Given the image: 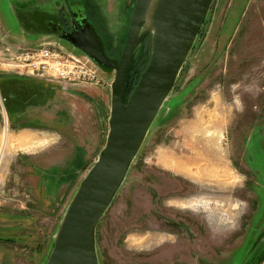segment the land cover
Wrapping results in <instances>:
<instances>
[{"label": "rangeland", "instance_id": "1", "mask_svg": "<svg viewBox=\"0 0 264 264\" xmlns=\"http://www.w3.org/2000/svg\"><path fill=\"white\" fill-rule=\"evenodd\" d=\"M134 1H71L86 7L113 61ZM43 9L66 16L63 0H0V53L46 44L80 53L47 34ZM150 53L148 36L136 64ZM114 73L102 67L106 81L93 86L0 67V264L45 262L69 201L104 146ZM262 240L264 0H213L97 224V257L99 264H264Z\"/></svg>", "mask_w": 264, "mask_h": 264}, {"label": "water", "instance_id": "2", "mask_svg": "<svg viewBox=\"0 0 264 264\" xmlns=\"http://www.w3.org/2000/svg\"><path fill=\"white\" fill-rule=\"evenodd\" d=\"M213 0H135L127 37L117 61L109 59L89 23L74 22L66 38L101 71H115L110 82L108 132L98 157L69 201L43 264H99L96 228L121 186L160 107L193 46ZM151 36L145 70L127 101L135 52ZM104 73V72H102Z\"/></svg>", "mask_w": 264, "mask_h": 264}, {"label": "built area", "instance_id": "3", "mask_svg": "<svg viewBox=\"0 0 264 264\" xmlns=\"http://www.w3.org/2000/svg\"><path fill=\"white\" fill-rule=\"evenodd\" d=\"M0 67L66 84L101 86L106 81L86 55L68 51L60 45L46 44L16 52L4 46L0 53Z\"/></svg>", "mask_w": 264, "mask_h": 264}, {"label": "flooded vegetation", "instance_id": "4", "mask_svg": "<svg viewBox=\"0 0 264 264\" xmlns=\"http://www.w3.org/2000/svg\"><path fill=\"white\" fill-rule=\"evenodd\" d=\"M67 1H68V4H69V6H70V8L72 10V13L74 15V18H75L77 24L81 23L82 20L84 19L85 22L89 23L90 29H91L93 35L96 37V35L94 34V32H93V30L91 28V24H90V22L88 20V17L86 15V12H85L86 11V7H83L80 4H78V5L72 4V2H71L72 0H67ZM81 3L83 4V2H81ZM63 6L65 8V14H66V16H64V19L61 18V16L59 15V12H54L53 16H50L52 11L46 10V9H43V11H42L43 14H41L42 15L41 18L42 17H46L48 19V20L45 21V27L48 28V30H52L51 32L50 31L47 32L48 35L56 36V38L59 41L65 42V43L73 46L64 37H66L67 35H69V34H71L73 32V30L75 28V25H74V22L71 19L70 15L68 14L67 7H66V4H65L64 0H63ZM41 18H40V20H42ZM39 22L40 21H37V23H39ZM43 32H45V31L43 30ZM41 34H46V33H41ZM73 48H75V47L73 46ZM75 49H77V48H75ZM79 52L80 53H78V54L84 55L81 51H79ZM104 53L106 55V51L105 50H104ZM261 245L262 246L264 245V241L263 240H262V244ZM254 255H255V253L252 254L250 256V258L252 259L253 257H255ZM249 263H251V262L249 261Z\"/></svg>", "mask_w": 264, "mask_h": 264}, {"label": "trees", "instance_id": "5", "mask_svg": "<svg viewBox=\"0 0 264 264\" xmlns=\"http://www.w3.org/2000/svg\"><path fill=\"white\" fill-rule=\"evenodd\" d=\"M135 58H136V56H135ZM147 62L145 64L139 65L138 63L136 64V61H135V64H134V67H133V74H132V77H131L130 82H129V87H128V90H127V93H126V96H125V101H127V99L129 98L130 94L132 93V91L134 90L135 86L137 85L142 72L145 70V67L147 66ZM0 93H1V91H0ZM1 96H2V93H1ZM3 102H4V100H3Z\"/></svg>", "mask_w": 264, "mask_h": 264}, {"label": "crops", "instance_id": "6", "mask_svg": "<svg viewBox=\"0 0 264 264\" xmlns=\"http://www.w3.org/2000/svg\"><path fill=\"white\" fill-rule=\"evenodd\" d=\"M17 136H26V134L23 133V132H22V133H19V134L17 133V135H15V136H13V137H17Z\"/></svg>", "mask_w": 264, "mask_h": 264}]
</instances>
